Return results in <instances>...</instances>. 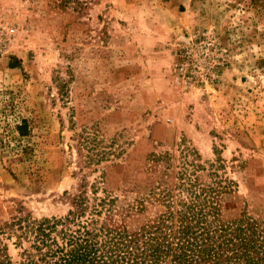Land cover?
<instances>
[{
  "label": "rangeland",
  "instance_id": "374dc122",
  "mask_svg": "<svg viewBox=\"0 0 264 264\" xmlns=\"http://www.w3.org/2000/svg\"><path fill=\"white\" fill-rule=\"evenodd\" d=\"M195 193L264 220V0H0L5 264L18 218L133 230Z\"/></svg>",
  "mask_w": 264,
  "mask_h": 264
},
{
  "label": "trees",
  "instance_id": "16d2710c",
  "mask_svg": "<svg viewBox=\"0 0 264 264\" xmlns=\"http://www.w3.org/2000/svg\"><path fill=\"white\" fill-rule=\"evenodd\" d=\"M13 132L26 137L28 121L21 120ZM200 198L195 193L179 209L168 207L133 230L111 216L100 225L93 219L83 221L88 202L82 197L74 198V209L65 217L27 216L10 227L19 232L18 239L31 242L30 250H24V264H264V220L225 222L217 202ZM0 264H5L1 258Z\"/></svg>",
  "mask_w": 264,
  "mask_h": 264
},
{
  "label": "built area",
  "instance_id": "2783aa9c",
  "mask_svg": "<svg viewBox=\"0 0 264 264\" xmlns=\"http://www.w3.org/2000/svg\"><path fill=\"white\" fill-rule=\"evenodd\" d=\"M12 32H14V31L12 30Z\"/></svg>",
  "mask_w": 264,
  "mask_h": 264
}]
</instances>
